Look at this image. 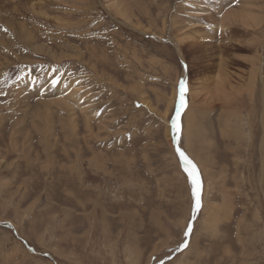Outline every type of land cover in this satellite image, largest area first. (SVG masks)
<instances>
[{
    "label": "rangeland",
    "instance_id": "obj_1",
    "mask_svg": "<svg viewBox=\"0 0 264 264\" xmlns=\"http://www.w3.org/2000/svg\"><path fill=\"white\" fill-rule=\"evenodd\" d=\"M241 7L260 22L220 33ZM256 53L264 0H0V264H264ZM218 70L234 88L225 100L211 82ZM64 81L83 89L68 100L74 127L61 107L38 112L68 95ZM181 81L179 146L201 183L195 219L173 140Z\"/></svg>",
    "mask_w": 264,
    "mask_h": 264
},
{
    "label": "bare ground",
    "instance_id": "obj_2",
    "mask_svg": "<svg viewBox=\"0 0 264 264\" xmlns=\"http://www.w3.org/2000/svg\"><path fill=\"white\" fill-rule=\"evenodd\" d=\"M108 1V0H106ZM31 7V6H30ZM43 14V13H42ZM41 14V15H42ZM43 17V16H42ZM214 18V17H213ZM212 18V19H213ZM217 21V20H216ZM234 23V22H242L243 24L245 25H250L248 23H252V22H256V24H258L260 21L256 20V17L255 16H252L249 12V9L248 8H240V9H230L229 11H227L226 13H224V15L222 16L221 18V21L220 22H217V28L220 27L221 29V32H223V30H225L229 23ZM219 24V25H218ZM20 27V26H19ZM225 28V29H223ZM223 29V30H222ZM197 32V31H195ZM233 32V31H232ZM225 33V32H223ZM229 33V32H228ZM196 34V33H195ZM189 35V34H188ZM220 36V35H219ZM222 36V35H221ZM196 37V36H195ZM173 38V37H172ZM188 38V36L186 37V39ZM198 39V38H197ZM196 39V40H197ZM230 39V38H229ZM229 39H227V41H230ZM233 39V38H232ZM185 40V39H184ZM216 40V39H215ZM233 40H236V39H233ZM174 41V46H176V48H178L180 46L181 41L179 40H173ZM191 41V39L189 40ZM195 41V40H194ZM211 43V42H210ZM195 44V43H194ZM33 45V44H32ZM211 46V45H210ZM192 47V46H191ZM208 47V46H207ZM232 49V48H231ZM45 50V49H44ZM179 51V48L177 49ZM198 50V49H197ZM204 51V49H203ZM221 51V50H220ZM207 53V52H206ZM211 53V52H210ZM264 55V54H263ZM262 55V56H263ZM198 56V55H197ZM262 56L259 54L256 53L255 55V58L253 59V70L251 71V77L253 78H256V77H264V72H263V63H262ZM205 57V56H204ZM54 58V57H53ZM198 58V57H197ZM215 66V65H214ZM222 66V65H221ZM226 66V65H225ZM223 68V66H222ZM221 68V69H222ZM208 69V68H207ZM210 71V70H209ZM219 71V70H218ZM227 75V74H226ZM225 75V72H218V74H214L213 76V79L215 78V80H211V82H215V92L217 93L216 95L219 97V98H223V100H225V98H228L229 95L232 96V94L234 93V88L233 86L231 85V81H229V78H231L230 76L226 77ZM230 75V74H229ZM203 76V75H202ZM183 77V75H182ZM72 78V77H71ZM262 79V78H261ZM70 80V79H69ZM204 81V80H203ZM201 81V82H203ZM237 82V81H236ZM194 83V82H193ZM237 84V83H236ZM248 84V83H247ZM63 86V90L68 94L66 96L62 95V97H56L52 100H49L47 102H39V105L41 104L43 106L42 109H38V112H39V116L41 115L42 117H45L47 119V117L49 116V108L52 106H56V107H61L62 110L64 111V113L66 114V119H67V123L69 125H71V127H74L75 124H74V117H73V114L70 112L72 110L73 107L70 106L68 100L70 101H73L77 104V100L78 99H82V97L84 96L83 93H81V90L78 89V87H76L75 84L71 83V82H63L61 84ZM202 85H200V88H201ZM262 88H263V91H264V84L262 83ZM37 88V87H36ZM41 88V87H38V89ZM204 88V87H203ZM46 90V89H45ZM193 90V89H192ZM228 90H231V93L228 94ZM255 90V83L251 82L249 83L247 86H246V92L248 93V95L251 97L252 95V92L250 91H253ZM59 91V90H58ZM45 92V91H44ZM85 92V91H83ZM209 92V91H208ZM44 94V93H43ZM261 94V93H260ZM264 95V93H263ZM262 95V96H263ZM64 96V97H63ZM203 96V95H202ZM235 96V95H234ZM24 98H26V96H24ZM23 99V98H22ZM88 99V98H87ZM198 99V98H197ZM84 100V99H83ZM263 101H264V98H263ZM88 102V101H86ZM225 102V101H224ZM264 103V102H263ZM86 107V106H85ZM85 107H83V109H85ZM87 108V107H86ZM74 109V108H73ZM81 109V108H80ZM82 109V110H83ZM94 109V108H93ZM81 111V110H80ZM84 111V110H83ZM82 111V112H83ZM88 111V109H87ZM70 112V113H69ZM43 113V114H42ZM86 113V112H84ZM230 113V112H229ZM85 115V114H84ZM262 114H261V118L262 119ZM220 119H222V117L220 116ZM90 118L89 117H84V123L85 125H87L86 127H89L90 126ZM193 118H192V112L191 110L190 111H187L185 116H184V123H185V133L187 134L190 127L192 125H196L195 122H193ZM261 121V120H260ZM224 122V125H226V119L223 120ZM166 124V123H165ZM195 125L193 127H195ZM48 127H50L48 125ZM76 128V127H75ZM225 128V127H224ZM13 133V132H11ZM14 134H15V131H14ZM12 135V134H10ZM168 135V134H167ZM263 137V136H262ZM12 139V138H11ZM14 140V138H13ZM12 140V141H13ZM263 143V142H262ZM11 144V142H10ZM13 147V146H12ZM2 183V182H0ZM209 219V218H208ZM239 230V229H238Z\"/></svg>",
    "mask_w": 264,
    "mask_h": 264
},
{
    "label": "snow or ice",
    "instance_id": "obj_3",
    "mask_svg": "<svg viewBox=\"0 0 264 264\" xmlns=\"http://www.w3.org/2000/svg\"><path fill=\"white\" fill-rule=\"evenodd\" d=\"M55 83V81H53ZM185 85L184 82H180V103L176 110V116L172 120V128H173V140L174 143H176V152L180 158L181 166L183 167L184 171L188 174L189 181L192 185V195L194 199V206H193V219H195V214L197 210L200 207V191H201V183L200 178L198 175V169L196 165L186 156V154L181 150L179 146V124H178V118L181 113V109L185 106L184 101V93H185ZM191 232V223L188 225L187 231H185L184 235L187 237L189 233ZM187 246V240H185L181 247Z\"/></svg>",
    "mask_w": 264,
    "mask_h": 264
}]
</instances>
